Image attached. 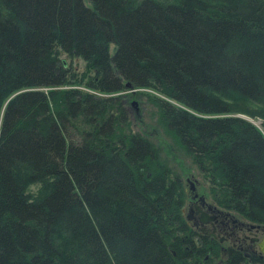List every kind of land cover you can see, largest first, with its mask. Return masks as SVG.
<instances>
[{"label":"trees","instance_id":"1","mask_svg":"<svg viewBox=\"0 0 264 264\" xmlns=\"http://www.w3.org/2000/svg\"><path fill=\"white\" fill-rule=\"evenodd\" d=\"M127 88L156 93L216 204L264 225V0H0V264H215L159 149L117 129Z\"/></svg>","mask_w":264,"mask_h":264},{"label":"rangeland","instance_id":"2","mask_svg":"<svg viewBox=\"0 0 264 264\" xmlns=\"http://www.w3.org/2000/svg\"><path fill=\"white\" fill-rule=\"evenodd\" d=\"M60 58L68 68L71 80L73 82H80L83 79L84 71L82 59L69 57L66 54H61ZM76 86H78L77 88L86 90L81 84H77ZM69 87L67 86V88ZM109 96L118 98V104L115 105L114 111L115 116L121 123L118 124L119 127L117 129L124 135H129L130 133L139 134L155 144L159 149L162 160L170 168L173 177L180 181L186 200L190 191L189 187L193 185L199 193L207 196L209 201L211 200L216 203L209 179L199 171L192 157L177 147L172 138L163 131L159 121L158 109L153 103L156 93L145 88H127L123 92ZM250 121L256 126L260 123L257 119H250ZM38 190L39 185L28 187V191L33 196H35ZM183 214H186V212L184 211ZM223 259L225 258L220 253L218 259H215V264L220 263L219 261Z\"/></svg>","mask_w":264,"mask_h":264},{"label":"flooded vegetation","instance_id":"3","mask_svg":"<svg viewBox=\"0 0 264 264\" xmlns=\"http://www.w3.org/2000/svg\"><path fill=\"white\" fill-rule=\"evenodd\" d=\"M184 211L189 226L201 237L217 243L224 258L231 251H237L249 262H264L257 247L259 239L264 235V225L249 222L232 211L219 207L199 193L195 186L193 191H189L183 213ZM259 261L255 264H260ZM219 262L222 263L223 260Z\"/></svg>","mask_w":264,"mask_h":264},{"label":"water","instance_id":"4","mask_svg":"<svg viewBox=\"0 0 264 264\" xmlns=\"http://www.w3.org/2000/svg\"><path fill=\"white\" fill-rule=\"evenodd\" d=\"M127 86H129V85H127ZM239 116H241L243 118H246L247 120H250L249 118H247V117H245L243 115H239ZM189 190L193 191L194 190V186L190 185ZM257 247H258V250L261 253L262 257L264 258V235L261 237V239H259V241L257 243Z\"/></svg>","mask_w":264,"mask_h":264},{"label":"bare ground","instance_id":"5","mask_svg":"<svg viewBox=\"0 0 264 264\" xmlns=\"http://www.w3.org/2000/svg\"><path fill=\"white\" fill-rule=\"evenodd\" d=\"M258 126H259V123H258Z\"/></svg>","mask_w":264,"mask_h":264}]
</instances>
